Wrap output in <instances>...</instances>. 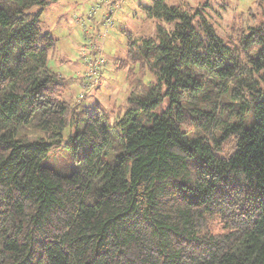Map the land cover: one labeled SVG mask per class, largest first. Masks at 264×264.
Returning <instances> with one entry per match:
<instances>
[{
	"label": "trees",
	"instance_id": "trees-1",
	"mask_svg": "<svg viewBox=\"0 0 264 264\" xmlns=\"http://www.w3.org/2000/svg\"><path fill=\"white\" fill-rule=\"evenodd\" d=\"M54 1L0 0V264H264V19L142 4L112 121L50 66Z\"/></svg>",
	"mask_w": 264,
	"mask_h": 264
},
{
	"label": "rangeland",
	"instance_id": "rangeland-1",
	"mask_svg": "<svg viewBox=\"0 0 264 264\" xmlns=\"http://www.w3.org/2000/svg\"><path fill=\"white\" fill-rule=\"evenodd\" d=\"M168 2L171 0H167ZM180 1V0H177ZM191 7L207 0H186ZM215 7V20L222 35L231 32L233 25H257L264 19V0H209ZM151 0H56L42 15L46 27L58 40L50 54V66L68 79L65 96L83 105L98 103L108 112L110 120L123 114L129 95L126 70L117 62L125 58L130 31L149 36L154 22L145 18L143 5ZM187 3V2H186ZM222 14H219V13ZM106 63L100 68V86L86 88L84 82L89 67L99 57ZM152 73L147 72L150 81ZM104 80V82H103ZM103 83V85H102ZM102 85V86H101ZM86 97L81 99V95ZM124 105V106H123ZM33 126L24 129L32 138ZM43 135V134H42ZM62 156V155H61ZM53 158H60L59 152Z\"/></svg>",
	"mask_w": 264,
	"mask_h": 264
},
{
	"label": "built area",
	"instance_id": "built-area-1",
	"mask_svg": "<svg viewBox=\"0 0 264 264\" xmlns=\"http://www.w3.org/2000/svg\"><path fill=\"white\" fill-rule=\"evenodd\" d=\"M106 63V60L104 57L100 56L98 60L95 61L93 65L89 67L88 73L86 75L87 80L84 82V86L86 88L95 87L96 85H99V75L100 71L99 68ZM85 95H81V99L84 98Z\"/></svg>",
	"mask_w": 264,
	"mask_h": 264
},
{
	"label": "crops",
	"instance_id": "crops-1",
	"mask_svg": "<svg viewBox=\"0 0 264 264\" xmlns=\"http://www.w3.org/2000/svg\"><path fill=\"white\" fill-rule=\"evenodd\" d=\"M117 65H118V67H119V63H118V62H117ZM103 82H104V80H103ZM102 85H103V83H102ZM102 85H101V86H102Z\"/></svg>",
	"mask_w": 264,
	"mask_h": 264
}]
</instances>
